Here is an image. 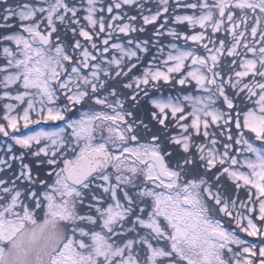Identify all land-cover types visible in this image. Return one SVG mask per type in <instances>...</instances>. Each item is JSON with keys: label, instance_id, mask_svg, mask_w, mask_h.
Wrapping results in <instances>:
<instances>
[{"label": "snow or ice", "instance_id": "6c2138e0", "mask_svg": "<svg viewBox=\"0 0 264 264\" xmlns=\"http://www.w3.org/2000/svg\"><path fill=\"white\" fill-rule=\"evenodd\" d=\"M0 264H264V0H0Z\"/></svg>", "mask_w": 264, "mask_h": 264}]
</instances>
